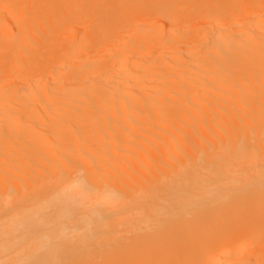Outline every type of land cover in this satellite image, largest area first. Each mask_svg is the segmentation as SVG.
I'll return each instance as SVG.
<instances>
[{
	"label": "bare ground",
	"instance_id": "1",
	"mask_svg": "<svg viewBox=\"0 0 264 264\" xmlns=\"http://www.w3.org/2000/svg\"><path fill=\"white\" fill-rule=\"evenodd\" d=\"M112 1L0 0V264H264V0Z\"/></svg>",
	"mask_w": 264,
	"mask_h": 264
},
{
	"label": "rangeland",
	"instance_id": "2",
	"mask_svg": "<svg viewBox=\"0 0 264 264\" xmlns=\"http://www.w3.org/2000/svg\"><path fill=\"white\" fill-rule=\"evenodd\" d=\"M177 2V0H163L161 2H156V4L154 3H151L153 5H151V7L153 9H158V7L164 5V4H169V5H175ZM121 2L119 0H113L112 1V6L116 9L120 8L121 7ZM18 12H20L21 10L20 9H17ZM73 15V14H72ZM195 15V14H194ZM205 15V14H204ZM69 16V19L67 20H74V17L70 16V14L68 15ZM71 18V19H70ZM73 18V19H72ZM190 19L192 20V23L191 25H195V24H199V23H205L206 19H207V15L203 16V14H196L195 16H191ZM190 20V21H191ZM161 21H163V23L166 24L165 22V19H162ZM86 24L87 23H82L81 25H76V33H83L84 30L87 28L86 27ZM77 35V34H75ZM10 40V38H8ZM57 43V42H56ZM45 60V57L44 55H39L38 56V61L40 63H42L43 61ZM21 70H26L25 67H21L20 68ZM244 87L243 86H240L239 84L235 83L233 85H230L229 86V89H232V92H237L238 88H242ZM175 131V129H174ZM164 137H171L172 134H167V133H164L163 135ZM122 138V134L118 135V139L121 140ZM187 143V141H186ZM125 148V147H124ZM127 148V147H126ZM125 151V150H124ZM178 155V154H177ZM180 155V154H179ZM175 156H172V155H169L165 158V163H172L173 161H175L174 158ZM179 157V156H178ZM177 158V157H176ZM177 160V159H176ZM156 160H152L151 163H154L156 165V163L158 164V162H156ZM152 166V164H151ZM154 166V165H153ZM239 197H243L244 200L248 201V197L247 196H237L236 198L238 199ZM232 198L230 199H226V198H222L220 199V202L224 205H226V203L231 200ZM170 217H174V216H170ZM185 217L187 218V220H191L193 218H197L198 220H200L202 223L203 222H207L208 221V217H204V216H201V214H193V213H189V214H185ZM191 222V221H189ZM260 225H264V219L262 220L261 224ZM155 227L151 228L149 231L152 232L153 234L157 233L159 231V226L154 224ZM138 227V228H137ZM137 230H139L138 232H136ZM144 230H148L147 228V225L145 222H142L139 226H136V228L128 225L127 223H121L118 228L116 229H113L112 231V234L106 239V243H118L120 244L119 246L123 247L124 245H126L128 242H130L134 237H136L137 233H142ZM98 238H94L92 240V242H94L95 240H97ZM86 241H89L88 238L84 239ZM98 242V241H97ZM103 244H99V243H94L93 245H90L88 246L87 248H85L84 250H81V251H78L79 253L78 254H74L75 251L73 252H70V253H67L66 255L60 257L59 261L57 264H77L78 263V258L76 260H74L75 258V255H81L79 257L80 258H84V257H88L90 260L92 261H99L101 259V256H102V249H103ZM252 251V254L256 255V257H261L264 255V243L259 246V247H254V248H251L250 249ZM101 261V260H100Z\"/></svg>",
	"mask_w": 264,
	"mask_h": 264
}]
</instances>
